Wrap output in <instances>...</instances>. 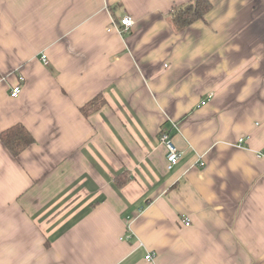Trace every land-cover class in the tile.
<instances>
[{
  "label": "crops",
  "instance_id": "0c3cea01",
  "mask_svg": "<svg viewBox=\"0 0 264 264\" xmlns=\"http://www.w3.org/2000/svg\"><path fill=\"white\" fill-rule=\"evenodd\" d=\"M188 1L0 0V264H264V0Z\"/></svg>",
  "mask_w": 264,
  "mask_h": 264
},
{
  "label": "trees",
  "instance_id": "16d2710c",
  "mask_svg": "<svg viewBox=\"0 0 264 264\" xmlns=\"http://www.w3.org/2000/svg\"><path fill=\"white\" fill-rule=\"evenodd\" d=\"M211 8L210 0H190L173 7L171 19L177 29H183L196 20L203 19ZM102 103L99 95L83 106L81 110L84 114H88L98 110ZM0 138L15 156L35 142L34 137L23 124H15L0 132Z\"/></svg>",
  "mask_w": 264,
  "mask_h": 264
},
{
  "label": "built area",
  "instance_id": "2783aa9c",
  "mask_svg": "<svg viewBox=\"0 0 264 264\" xmlns=\"http://www.w3.org/2000/svg\"><path fill=\"white\" fill-rule=\"evenodd\" d=\"M134 19L130 16V15H124L121 19H120V24L122 25L121 31H128L130 30L133 25H134ZM108 30L111 31L112 28L111 26L108 27ZM43 61L46 63L48 62V59L46 57L45 54H43L42 56ZM21 91V87L20 85H16L13 86L11 88V96L15 97L18 96L19 93ZM212 96V94H209L207 96L206 99L201 101V104H205L207 102V100ZM160 142L161 144L165 147L166 149V159H167V168L168 169H172L181 159L182 157V150L179 149V147L175 144L170 132L166 131V130H162V132L160 133ZM244 138H241L239 140V145H242V141ZM204 164V162H201V165ZM185 223L189 224L190 220L189 219H185ZM149 256H151L149 254Z\"/></svg>",
  "mask_w": 264,
  "mask_h": 264
}]
</instances>
